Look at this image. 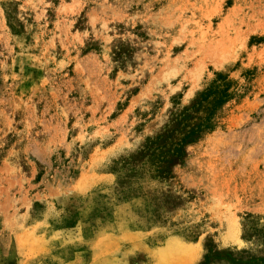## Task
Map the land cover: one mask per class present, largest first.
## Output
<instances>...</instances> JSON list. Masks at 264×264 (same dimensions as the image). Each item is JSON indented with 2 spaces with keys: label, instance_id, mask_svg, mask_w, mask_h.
<instances>
[{
  "label": "rangeland",
  "instance_id": "1",
  "mask_svg": "<svg viewBox=\"0 0 264 264\" xmlns=\"http://www.w3.org/2000/svg\"><path fill=\"white\" fill-rule=\"evenodd\" d=\"M160 263L264 264V0H0V264Z\"/></svg>",
  "mask_w": 264,
  "mask_h": 264
},
{
  "label": "trees",
  "instance_id": "2",
  "mask_svg": "<svg viewBox=\"0 0 264 264\" xmlns=\"http://www.w3.org/2000/svg\"><path fill=\"white\" fill-rule=\"evenodd\" d=\"M229 82L223 75L217 76V81L205 92H203L200 95V98L195 106H193L190 109H186L184 112L179 114L176 118V122L174 123L175 128H181L190 126L189 124L190 120L198 119L200 120L198 125H194L193 128L187 133V135L183 138L181 141L182 144L190 142L195 140V137L203 132H207L213 129V116L215 115V112L218 107L221 106V104L224 103V101L229 97ZM207 111V117H196V115L206 112ZM181 146V144H177ZM155 148V147H154ZM153 149V145H148L144 149V154L151 155ZM158 149V148H156ZM177 151H179L178 148H176ZM168 156V153L164 154V156L161 159L154 160L156 161V165L160 167V172H164L166 169L163 168L164 165H166V162L169 158H166ZM209 259V257H208ZM235 263V260H232Z\"/></svg>",
  "mask_w": 264,
  "mask_h": 264
},
{
  "label": "bare ground",
  "instance_id": "3",
  "mask_svg": "<svg viewBox=\"0 0 264 264\" xmlns=\"http://www.w3.org/2000/svg\"><path fill=\"white\" fill-rule=\"evenodd\" d=\"M213 49V48H212ZM226 50V49H225ZM166 248V247H165ZM163 250V249H162ZM161 264V263H160Z\"/></svg>",
  "mask_w": 264,
  "mask_h": 264
}]
</instances>
